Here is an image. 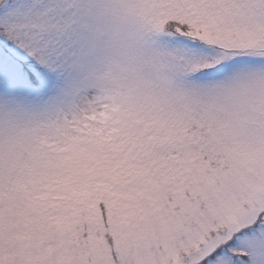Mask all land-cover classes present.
Segmentation results:
<instances>
[{
  "label": "snow or ice",
  "instance_id": "snow-or-ice-1",
  "mask_svg": "<svg viewBox=\"0 0 264 264\" xmlns=\"http://www.w3.org/2000/svg\"><path fill=\"white\" fill-rule=\"evenodd\" d=\"M0 264H264V0H0Z\"/></svg>",
  "mask_w": 264,
  "mask_h": 264
}]
</instances>
